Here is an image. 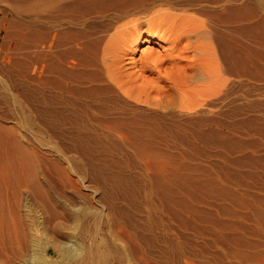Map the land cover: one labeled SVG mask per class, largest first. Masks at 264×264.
<instances>
[{
  "label": "rangeland",
  "instance_id": "rangeland-1",
  "mask_svg": "<svg viewBox=\"0 0 264 264\" xmlns=\"http://www.w3.org/2000/svg\"><path fill=\"white\" fill-rule=\"evenodd\" d=\"M34 1L0 0V199L40 227L46 259L83 245L81 264H264V0H202L241 7L244 52L224 93L192 110L94 93L99 67L79 50L112 14ZM161 50L140 44L127 65Z\"/></svg>",
  "mask_w": 264,
  "mask_h": 264
},
{
  "label": "bare ground",
  "instance_id": "bare-ground-1",
  "mask_svg": "<svg viewBox=\"0 0 264 264\" xmlns=\"http://www.w3.org/2000/svg\"><path fill=\"white\" fill-rule=\"evenodd\" d=\"M48 1L52 8L55 9L59 0ZM201 1L200 3L196 2V4L194 0H73L72 9L75 8L76 10L80 9L81 11L88 12H94L93 10H95L96 12H100L101 16H105L106 13L112 14L109 18L112 24L108 26V29L106 28L107 30L103 28L102 30L100 29L101 31H99L98 35L84 36L85 41H82V45L81 42L79 43L81 45L79 51H82L84 60L86 58L85 61L82 60L85 62V66L89 68L92 66L94 69L95 67H99L97 74H92L96 84L94 93L98 95L99 93L101 95L122 93L129 98H134L137 102L147 104L156 102L154 105L159 106L164 104L168 108L175 107L191 110L199 105L201 106L204 102L211 101L214 97L221 96L225 91L227 74L229 72L238 74L241 70L244 52L241 40L243 31L241 22L243 20V13L241 14V11L243 12V10L239 5L227 6L226 3L220 4L221 2L219 1L217 5L218 9L215 7V10H205L203 7L206 3ZM34 2L35 4H33L36 7H40L42 4V0H35ZM82 34L84 33L82 32ZM52 35V47H54L57 35ZM146 43L149 45H159L163 51L161 50L157 54L151 52L145 55V57L143 56L145 62L140 63L141 67L135 73L130 70L126 60L137 49L138 45ZM92 73L94 72L92 71ZM148 73L157 74L156 80L159 77L165 81H171L172 84L166 87H161L154 83L146 84L147 80H144V76ZM193 83L199 84H195L194 86ZM197 86H201V90L197 91ZM15 151L17 152V150ZM15 158L18 159V157ZM4 182H7V180ZM4 182L3 187H5ZM17 182L19 183V181ZM29 183L31 185L32 182ZM1 185L0 183V188L2 187ZM5 194L2 192V195L6 196L5 200H7V193ZM14 201V203H10L9 201V205H7V202L4 203L0 199V247L4 251L6 250L5 254H1L5 255V257H0V264H35V262H37L36 264H49V260L46 259L49 257V245H40L38 243L39 240L37 241L35 236L37 229L35 230L32 227L35 223L30 226L33 224L31 223L32 221L30 222L31 224L26 221L29 224L26 227L27 224H24L22 219L25 214L23 213V216L21 214L20 201L18 199H14ZM28 203L25 204V207L29 206ZM29 208L26 213H33L31 212L32 208ZM26 215L28 216V214ZM38 230H40V227ZM39 234L41 233L38 231V236H40ZM38 239L40 238L38 237ZM45 240L47 242L48 238ZM65 246H63L65 250L59 246L63 248L62 252L59 249L61 252L58 255L59 260L61 259L63 264H81L83 257L85 258V249L81 247L83 245L77 246L76 249ZM53 247L56 248V251L58 246L55 245ZM50 264L53 263L50 262Z\"/></svg>",
  "mask_w": 264,
  "mask_h": 264
}]
</instances>
